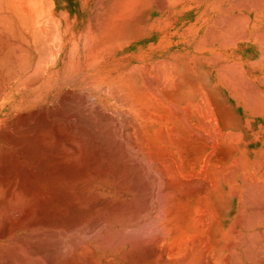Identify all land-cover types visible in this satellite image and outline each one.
<instances>
[{
  "label": "bare ground",
  "instance_id": "bare-ground-1",
  "mask_svg": "<svg viewBox=\"0 0 264 264\" xmlns=\"http://www.w3.org/2000/svg\"><path fill=\"white\" fill-rule=\"evenodd\" d=\"M8 1L0 264H264V0Z\"/></svg>",
  "mask_w": 264,
  "mask_h": 264
},
{
  "label": "crops",
  "instance_id": "crops-1",
  "mask_svg": "<svg viewBox=\"0 0 264 264\" xmlns=\"http://www.w3.org/2000/svg\"><path fill=\"white\" fill-rule=\"evenodd\" d=\"M2 1H3V4H2ZM0 0V4L4 7V3H7L6 1L7 0ZM8 2H13V5L14 4H17V5H14V8H17V10H19L20 9V7H22V9H23V7H24V11L22 10H20V12H19V14H17V13H13L14 11H13V9H9V14L8 15H12V16H14L13 18L14 19H19V20H22V18H21V12L23 13V15L22 16H26L27 15V17L28 16H30L29 17V19L31 20L32 19V17H33V10H34V5H38V4H47L48 2H49V0H9ZM15 2V3H14ZM22 2H23V4H22ZM10 3V5L9 6H11L12 4ZM18 3H19V5H18ZM7 4H9V3H7ZM13 5H12V7H13ZM24 5V6H23ZM10 8V7H9ZM29 8V9H28ZM1 9H4V8H1V6H0V18H7L6 16L4 17V15H6V12H3ZM17 10H15V12H18ZM26 10V11H25ZM29 10V11H28ZM26 13H28V14H26ZM1 15H3V16H1ZM8 17L9 19L11 18V17ZM24 16V17H25ZM26 17V18H27ZM26 18H23V19H26ZM27 20V19H26Z\"/></svg>",
  "mask_w": 264,
  "mask_h": 264
},
{
  "label": "rangeland",
  "instance_id": "rangeland-1",
  "mask_svg": "<svg viewBox=\"0 0 264 264\" xmlns=\"http://www.w3.org/2000/svg\"><path fill=\"white\" fill-rule=\"evenodd\" d=\"M133 234V233H132ZM132 234H130V235H132Z\"/></svg>",
  "mask_w": 264,
  "mask_h": 264
}]
</instances>
